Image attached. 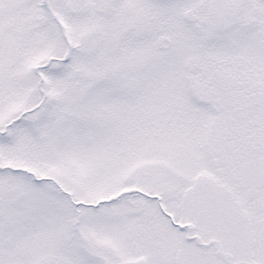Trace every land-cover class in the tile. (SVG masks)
Instances as JSON below:
<instances>
[{
	"label": "snow or ice",
	"instance_id": "6c2138e0",
	"mask_svg": "<svg viewBox=\"0 0 264 264\" xmlns=\"http://www.w3.org/2000/svg\"><path fill=\"white\" fill-rule=\"evenodd\" d=\"M0 264H264V0H0Z\"/></svg>",
	"mask_w": 264,
	"mask_h": 264
}]
</instances>
